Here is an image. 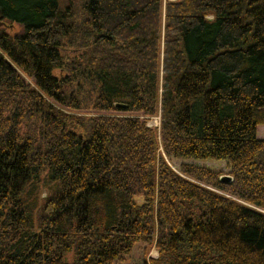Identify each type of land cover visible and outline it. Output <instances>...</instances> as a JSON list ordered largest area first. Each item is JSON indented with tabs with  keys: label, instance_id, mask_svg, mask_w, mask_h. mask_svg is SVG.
<instances>
[{
	"label": "trees",
	"instance_id": "16d2710c",
	"mask_svg": "<svg viewBox=\"0 0 264 264\" xmlns=\"http://www.w3.org/2000/svg\"><path fill=\"white\" fill-rule=\"evenodd\" d=\"M261 123L264 0H0V264H264Z\"/></svg>",
	"mask_w": 264,
	"mask_h": 264
},
{
	"label": "rangeland",
	"instance_id": "374dc122",
	"mask_svg": "<svg viewBox=\"0 0 264 264\" xmlns=\"http://www.w3.org/2000/svg\"><path fill=\"white\" fill-rule=\"evenodd\" d=\"M17 24H12L10 26L11 30L18 29ZM114 112H123V111H114ZM148 125L159 127L160 117L159 114L152 115L146 119ZM256 133L258 137H264V123L258 124L256 126ZM168 163L174 168L177 169L179 164L183 161L185 162H194L198 164H203L209 167H212L215 170H220L222 175H228V167L224 160H214V159H204V160H196L191 158H178V157H171L167 158ZM145 244L141 242H136L131 251L124 255L125 262H137L141 261L144 255L146 256H156L157 250L155 247L151 246L148 249H145Z\"/></svg>",
	"mask_w": 264,
	"mask_h": 264
},
{
	"label": "water",
	"instance_id": "95a60500",
	"mask_svg": "<svg viewBox=\"0 0 264 264\" xmlns=\"http://www.w3.org/2000/svg\"><path fill=\"white\" fill-rule=\"evenodd\" d=\"M222 179L229 180L231 177L229 175H222Z\"/></svg>",
	"mask_w": 264,
	"mask_h": 264
}]
</instances>
